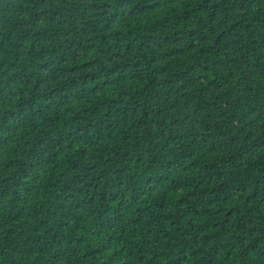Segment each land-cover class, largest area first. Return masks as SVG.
Instances as JSON below:
<instances>
[{"label": "trees", "instance_id": "obj_1", "mask_svg": "<svg viewBox=\"0 0 264 264\" xmlns=\"http://www.w3.org/2000/svg\"><path fill=\"white\" fill-rule=\"evenodd\" d=\"M0 264H264V0H0Z\"/></svg>", "mask_w": 264, "mask_h": 264}]
</instances>
